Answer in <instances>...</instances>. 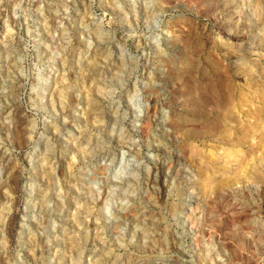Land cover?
I'll use <instances>...</instances> for the list:
<instances>
[{
  "label": "rangeland",
  "instance_id": "rangeland-1",
  "mask_svg": "<svg viewBox=\"0 0 264 264\" xmlns=\"http://www.w3.org/2000/svg\"><path fill=\"white\" fill-rule=\"evenodd\" d=\"M263 111L264 0H0V264H264Z\"/></svg>",
  "mask_w": 264,
  "mask_h": 264
},
{
  "label": "bare ground",
  "instance_id": "bare-ground-1",
  "mask_svg": "<svg viewBox=\"0 0 264 264\" xmlns=\"http://www.w3.org/2000/svg\"><path fill=\"white\" fill-rule=\"evenodd\" d=\"M230 1H232V0H230ZM250 25H251V23H250ZM239 61H240L241 64L243 63V62H241L242 60H239ZM86 67L90 70L92 68L91 62H88L86 64ZM213 68H214V70L212 69L211 71L208 72V74L206 76L207 82H205L202 85V88H200V91L198 90L199 92H198L197 96H195V94L194 95H190V94H193L194 90L193 89H189V92L187 93V98H186L187 106L190 108L191 111H195L197 109H200V110L207 109L206 108L207 105H209V108H210V105H211L213 107V109L216 107L215 111L211 113V117L209 118L210 122H209L208 125H209L210 129L214 128V127H219V126L223 127V124L221 122L222 119L228 121L229 123L230 122H234L235 118H236L235 116L239 115V112H241L239 110L237 111V109H236L237 104H235V103L233 104L231 102L232 101L231 100L232 99L231 95L233 96V94H231V92H230V91H232L230 85L229 84H224L225 82H223L226 79V78H223L224 73L223 72H218L217 68L214 67V66H213ZM200 76H203V74L201 73ZM224 76H226V75H224ZM223 88H225L224 90H226V91L223 90L225 93L222 92ZM243 99H244V96L242 97V102L239 104V107H238L240 110H242L245 107V100H243ZM60 103H61V100L58 102V104H60ZM210 109H212V108H210ZM235 109H236V111H235ZM214 113H219V114L217 115V114H214ZM221 113H222V115H220ZM256 113H259V112H256ZM263 113H264V111H263ZM244 114H245V111H244ZM259 115L261 116V114H259ZM219 117H222V119L220 120ZM256 117H258V116H256ZM15 121H16L15 122V126H14L13 132H12L13 133V137L15 138V140L17 142H20V144H21V138H22L23 135H22V132H20L18 130V125L22 124V120H21V118H16ZM175 123H176L177 126H179V124L181 123V120L177 119ZM256 124L260 125L257 122H256ZM257 125H254V124L252 125L253 126L252 127V131H255V132L258 131L257 128H260V126L258 127ZM242 129H243V131L241 133L243 134L244 138H242V135H241V139H245L246 131L244 130L245 128H241V130ZM259 133H260V131H259ZM47 158L46 157L44 158L45 161L48 160ZM74 160L75 159L71 160L72 161L71 163H73ZM243 166H245V165L243 164ZM40 168H42V167H34L33 171H35V173H41L40 172ZM14 170H15V166L14 165H11L10 167L8 166V168L5 169V174H4L5 179L3 181L4 184L10 183L12 180L13 181L15 180L14 176H13L14 175ZM10 178H12V179H10ZM207 186H210V185H206L205 187L207 188ZM63 205H64V203L61 206H63ZM36 207H38V206H36ZM33 209H31V210H33ZM237 236L239 237V235H237ZM239 243H240L241 246L245 244V238L243 236L239 237Z\"/></svg>",
  "mask_w": 264,
  "mask_h": 264
}]
</instances>
